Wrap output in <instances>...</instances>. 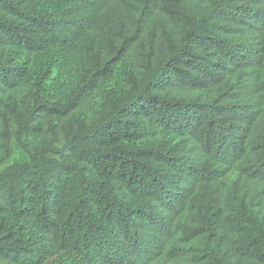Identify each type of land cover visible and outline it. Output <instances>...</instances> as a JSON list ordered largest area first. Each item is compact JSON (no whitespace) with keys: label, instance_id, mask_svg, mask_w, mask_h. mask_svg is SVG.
Returning <instances> with one entry per match:
<instances>
[{"label":"trees","instance_id":"16d2710c","mask_svg":"<svg viewBox=\"0 0 264 264\" xmlns=\"http://www.w3.org/2000/svg\"><path fill=\"white\" fill-rule=\"evenodd\" d=\"M55 256L264 264V0H0V263Z\"/></svg>","mask_w":264,"mask_h":264},{"label":"rangeland","instance_id":"374dc122","mask_svg":"<svg viewBox=\"0 0 264 264\" xmlns=\"http://www.w3.org/2000/svg\"><path fill=\"white\" fill-rule=\"evenodd\" d=\"M26 160H27V154L22 148H20V147L19 148H15L14 147L12 149V159H11L9 164H14V163H19V162L23 163ZM62 258L70 260V259H74V255L71 254V253H63ZM59 262L60 261L56 258V256L52 257V258H50L49 260L46 261L47 264H51V263L59 264ZM77 263L80 264V259H78V258H77Z\"/></svg>","mask_w":264,"mask_h":264}]
</instances>
